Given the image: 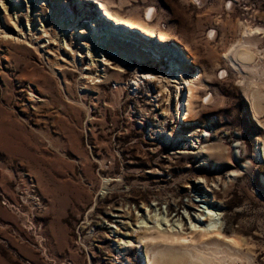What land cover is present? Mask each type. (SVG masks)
<instances>
[{
  "label": "rangeland",
  "instance_id": "rangeland-1",
  "mask_svg": "<svg viewBox=\"0 0 264 264\" xmlns=\"http://www.w3.org/2000/svg\"><path fill=\"white\" fill-rule=\"evenodd\" d=\"M101 1L126 18L154 6L169 38L109 20L98 0L0 2V264H149L165 243L139 239L161 230L188 235L176 264L197 246L264 264V30L244 34L264 28V0ZM132 40L161 64L107 49ZM207 195L223 236L203 242Z\"/></svg>",
  "mask_w": 264,
  "mask_h": 264
},
{
  "label": "bare ground",
  "instance_id": "bare-ground-1",
  "mask_svg": "<svg viewBox=\"0 0 264 264\" xmlns=\"http://www.w3.org/2000/svg\"><path fill=\"white\" fill-rule=\"evenodd\" d=\"M100 1V3H101V6L103 7V12L106 14V16H107V18L109 19V20H115L117 23H126L127 25H129V26H131V27H133V28H136V29H141L142 31H144V32H146V33H150V34H152V35H158L161 39H168L169 38V36H170V34H169V32H168V30H166V29H164V28H162L161 26H160V22H159V20L157 21V22H154L155 20V17H156V8L154 7V6H148L147 8H145V10L143 11V13L142 14H137V15H130L128 18H126V17H124V16H122V15H120L118 12H116V11H113L111 8H110V6L107 4V3H105L104 1H101V0H98V2ZM0 2L1 3H3V5L5 6L6 5V2H5V0H0ZM7 2H9V0H7ZM8 4V3H7ZM6 8V10L7 11H9V8H7V7H5ZM16 9V11H17V13L19 14V9H17V8H15ZM16 25L19 27V25H18V23L16 22ZM244 25V24H243ZM58 26V25H57ZM58 27H60L61 28V26H58ZM20 30H22V28H19ZM62 29H64L63 28V26H62ZM65 30V29H64ZM261 30H264V28H260V27H255V28H253V27H251V26H249V25H247L246 24V26H244V34L246 33V34H251L252 32H254V31H261ZM45 31V33L46 34H48L49 32H48V30H44ZM86 31H90L89 29H87ZM212 32H214L213 30H212ZM262 32V31H261ZM4 34V36L6 37V38H9L10 39V37L12 36V35H14V33H12L11 31H9V30H6L5 32L3 31H1V34ZM16 33V32H15ZM85 36H86V39H84L85 41V43L87 44V45H89V44H91V35H88L87 33L85 34ZM247 36V35H246ZM15 39L16 40H19V38H20V36H19V34H17V35H15ZM55 33H54V31L51 33V35L49 36V39H54L55 40ZM12 39V38H11ZM39 39H42V40H40V42H44L43 41V36H38V38L37 39H34V40H32V37L30 38V39H25V41L26 40H28L29 42H37ZM243 40V39H242ZM18 42V41H17ZM240 42V41H239ZM73 44V48H72V50H76L77 52L79 51V52H82L81 51V49L79 48V47H81V44H80V42H77V40L75 39H72L70 42H68L66 45H70V44ZM71 44V45H72ZM137 44H140V42L139 41H137V40H132V44H130V43H126V42H123V46H121V47H118L117 49H114L113 47H114V45H111V47H109V48H107V49H109V50H118L117 51V56H113V57H118V59L119 60H121V61H125L124 60V58L126 57V59L127 60H132V58H136L137 60H138V66L139 67H142V62H144V61H147L148 60V58H150V57H154L153 59V61H152V63H151V65L152 66H156L157 64H161V61H160V57H164L163 56V54H161V55H152L151 53L149 54V53H147V51L145 50H142V49H140V48H138V47H136V45ZM248 44V43H247ZM142 45V44H141ZM243 45V44H242ZM63 47V46H62ZM145 47H148V46H145ZM248 47V46H247ZM251 47V46H250ZM249 48V47H248ZM230 50H232V49H230ZM235 50V49H234ZM66 51V50H65ZM106 53V52H105ZM90 54L91 55H94V57L96 56V54L94 53V52H91L90 51ZM229 54L230 53H225V56H227V57H229ZM240 55V57L241 58H243L244 60H250L251 58H253L252 57V53L249 51V49H244L242 52H240L239 53ZM115 55V54H114ZM238 55V54H237ZM57 56L55 55V57L53 56V57H49L48 58V62L54 67V70H56V67L58 66L59 68L60 67H62L64 64L63 63H60V59H58V58H56ZM92 57V56H91ZM122 57H124V58H122ZM236 59V58H235ZM238 59H240V58H238ZM93 62H94V59H93ZM248 62V61H247ZM139 71H142V70H139ZM143 72V76H144V78L143 79H145V80H147V79H150L151 78V73L149 72V71H142ZM84 74H91V71H90V69H88V70H86L85 72H84ZM83 74V75H84ZM96 77H99V76H96ZM201 77V76H200ZM141 80V77H139L138 79H137V84H139V81ZM116 81H118V80H116ZM197 81H201V79L200 78H197V79H195L193 82L194 83H190V85H189V90H188V94H187V110H189L190 108H191V102H192V98H194V84L197 82ZM135 83V84H136ZM200 83V82H199ZM197 84V83H196ZM203 84V83H202ZM256 99V98H255ZM256 102V101H255ZM201 180V181H200ZM200 180H199V182L198 183H202V182H206V181H203V177L201 178L200 177ZM206 199L207 200H209V201H211L212 203H213V201L214 200H210V198H209V196L207 195L206 196ZM213 206H210L209 208H208V210H207V212H203V214H202V218L200 217H196L195 216V220H197L198 222H200V221H202L203 220V229L201 230L200 228H198V229H200L201 231H199V238H200V240L201 241H205V238L206 237H210V235L212 234V235H222V229H221V222H220V217H219V214L217 213V209H215V207H216V205L217 204H212ZM192 206V205H191ZM193 225V224H192ZM197 225V224H196ZM196 225L194 224V226H193V228H195L196 227ZM197 228V227H196ZM173 230H175V228L173 229ZM193 230L189 233H187V234H193ZM195 233V232H194ZM186 234V233H185ZM194 235V234H193ZM211 235V236H212ZM195 236V235H194ZM223 236V235H222ZM190 238H191V236H189ZM214 237V236H213ZM212 238V237H211ZM219 238V237H218ZM146 239H149V240H152V241H157V242H162V244H164V245H161L160 244V247H155V241L154 242H151V243H154V244H151V246L152 247H149L148 248V250H147V254H148V258H149V264H167V260H168V257L170 256V257H172L174 260V262L173 263H175L176 264V262L177 261H175L176 259H177V257L176 256H178L177 254H180V253H177L176 252V256H172V254L171 253H175L174 251H176V246L178 245L177 243H181V241L182 240H186V239H188V235L186 236V235H184L183 233H181V231L179 232L178 230L176 231H170V232H166V231H159L158 233H156L155 235H151V236H149L148 237V235H145V236H142L140 239H139V242L140 243H142V241L143 240H146ZM209 239V238H208ZM214 239V238H213ZM232 239V241H233V244H235L236 246H238L237 248H239L240 246H241V241H242V239L241 238H239L238 236L237 237H233V238H231ZM193 240V239H192ZM218 239H216V241H217ZM194 241V240H193ZM198 241H199V239H198ZM197 241V242H198ZM200 241V242H201ZM184 242V241H183ZM206 242V241H205ZM222 242V241H221ZM229 242V241H228ZM187 243V242H186ZM212 243H214V240H213V242ZM217 243V242H216ZM241 243V244H240ZM175 244H177V245H175ZM181 244H184V245H186L185 243H181ZM188 244V243H187ZM195 244H197V243H195ZM201 244V243H200ZM218 244V243H217ZM223 244V243H222ZM222 244H220V245H222ZM230 244V243H229ZM192 245V244H191ZM202 245V244H201ZM216 245V244H215ZM234 245V246H235ZM187 246H189V245H187ZM192 246H194V245H192ZM181 247V246H180ZM200 247H203V246H200ZM206 247H208V244L206 245ZM215 247V246H214ZM222 247H224L223 245H222ZM179 248V247H178ZM182 248V247H181ZM184 248V247H183ZM182 248V249H183ZM188 248V247H187ZM191 248V247H190ZM196 248V247H195ZM194 248V249H195ZM219 248V247H218ZM217 248V249H218ZM228 248V247H227ZM234 248V247H233ZM193 248H191V249H186V250H183L184 251V253H182L183 255H186L190 260V262L191 263H195V264H219V260H222V261H224V262H226V260H228L229 258H230V260L231 259H233L234 257H237V256H235V254H236V252L234 253V254H232V252H231V254H230V252L229 251H232L231 249L230 250H228V251H225V250H223L222 248H219V250L218 251H210L209 252V254H208V251H209V249H208V251L207 250H205V249H203V248H198V246H197V250H196V252L195 251H193L192 250ZM229 249V248H228ZM178 250V249H177ZM213 250V249H212ZM227 250V249H226ZM241 250V248H239L238 249V251H240ZM180 251H181V249H180ZM179 251V252H180ZM182 252V251H181ZM211 252H213V255H211V257L209 256L210 255V253ZM227 252H229V254L227 253ZM238 253V252H237ZM171 254V255H170ZM240 254V253H239ZM179 256H181V255H179ZM179 256H178V258H179ZM240 256V255H239ZM238 256V257H239ZM183 258H184V256H183ZM213 259H215V260H218V261H215V260H213ZM170 260V259H169ZM168 260V261H169ZM182 260V259H181ZM181 260H179V261H181ZM229 260V261H230ZM235 260V259H234ZM233 260V261H234ZM236 260H238V259H236ZM171 261V263H172V259L170 260ZM178 261V262H179ZM189 261H188V264H190L189 263ZM229 261H228V263H229ZM232 261V260H231ZM186 262V261H185ZM180 264V263H179ZM225 264H227V262L225 263Z\"/></svg>",
  "mask_w": 264,
  "mask_h": 264
}]
</instances>
